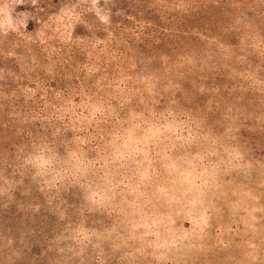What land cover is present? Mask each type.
Wrapping results in <instances>:
<instances>
[{"label":"rangeland","instance_id":"rangeland-1","mask_svg":"<svg viewBox=\"0 0 264 264\" xmlns=\"http://www.w3.org/2000/svg\"><path fill=\"white\" fill-rule=\"evenodd\" d=\"M194 7L0 0V264H264V0Z\"/></svg>","mask_w":264,"mask_h":264},{"label":"trees","instance_id":"trees-1","mask_svg":"<svg viewBox=\"0 0 264 264\" xmlns=\"http://www.w3.org/2000/svg\"><path fill=\"white\" fill-rule=\"evenodd\" d=\"M139 4H143L145 0H138ZM150 2L155 0H148ZM165 2L171 1L172 3H179V2H190L193 6H195V10H190L189 15L192 17H199L202 16V13L206 11H212L215 9H218L221 13V15L229 17L232 12L227 7V2L232 3L234 5H239L241 3V0H162ZM243 3V2H242ZM246 16H251L247 12H243ZM207 26L213 24V21H206Z\"/></svg>","mask_w":264,"mask_h":264}]
</instances>
